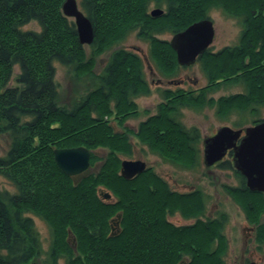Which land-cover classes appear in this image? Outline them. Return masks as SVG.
<instances>
[{
	"label": "trees",
	"instance_id": "1",
	"mask_svg": "<svg viewBox=\"0 0 264 264\" xmlns=\"http://www.w3.org/2000/svg\"><path fill=\"white\" fill-rule=\"evenodd\" d=\"M64 1L0 0V138L9 139L0 154V177L15 188L14 193L0 189V264H178L183 256L188 264H223L227 214L203 219L204 192H177L150 166L124 179L120 157L132 155L133 136L167 163L186 170L197 167L201 134L182 125L180 108L209 107L219 118L234 111L248 114V125L264 120L259 113L264 107V0H79L94 30L88 56L73 20L62 13ZM151 3L164 13L152 17ZM212 9L239 20L238 43L201 56L205 87L197 93L163 91L168 103L160 104L135 132L126 129L125 122L139 115L135 100L150 93L143 62L136 53L118 48L95 74L96 58L135 33L148 43L159 72L174 76L179 69L175 52L159 35L208 18ZM30 22L39 30H24ZM54 62L76 77L91 78L94 87L70 105L60 103ZM14 67L15 85L8 86ZM227 86L243 89L218 99L211 96ZM243 120L233 128L244 127ZM112 122L122 131H114ZM79 146L91 151L90 171L66 176L53 150ZM97 149H105L106 155L96 156ZM217 167L238 179L237 187L222 188L254 225L261 250L264 195L247 188L231 152ZM100 190L112 198L104 200ZM175 214L194 222L176 226L168 221ZM32 216L50 230L46 251Z\"/></svg>",
	"mask_w": 264,
	"mask_h": 264
},
{
	"label": "rangeland",
	"instance_id": "2",
	"mask_svg": "<svg viewBox=\"0 0 264 264\" xmlns=\"http://www.w3.org/2000/svg\"><path fill=\"white\" fill-rule=\"evenodd\" d=\"M76 1L79 7V0ZM155 8L157 7L151 3L148 10L151 11ZM208 15L214 23L215 30V36L210 46V50L216 52L225 46L236 44L241 28L239 21L234 17L226 15L220 9H212ZM23 29L38 31L39 26L36 22H30L25 25ZM172 35L173 34L165 32L159 35V38L170 40ZM88 46L89 45H84L87 56L89 55ZM118 48L132 51L141 58L143 62L144 77L151 91L149 96L139 97L135 100L138 106L139 115L136 118L127 120L124 125V127L130 131L135 132L141 121H144L150 115L156 114V107L161 101L160 90H175L176 88H182L184 90L191 89L193 90V93H197L206 85L205 76L201 72L200 66L197 63L187 68L180 69L174 76L167 77L162 75L149 57L148 43L136 37L135 33L129 34L122 43L115 45L110 50L96 58L93 69L95 74L101 72L102 68L107 63L111 52ZM54 63L55 81L58 84L60 103L70 105L83 96L87 90L94 87L92 86L93 80L91 78L84 76L76 77L71 70H68L57 62ZM17 73L18 68L14 67L13 75L8 86L15 85L13 78ZM242 89V86L222 87L211 96L214 99H218L222 96L238 94L242 92ZM259 113L264 119V107H260ZM181 114L182 116L180 120L182 125L187 129L196 127L202 138L211 136L222 126L233 128L235 126L233 123L242 119H244V126H248L247 121L252 119L248 114L241 115L235 111L230 113L227 118H219L215 115L214 109L209 107L203 109L182 108ZM112 126L114 131H122V128L117 126L115 122H112ZM130 143L132 145V155L130 157L121 156V160L143 161L146 166L152 167L155 172L164 178L169 186L177 192L183 193L193 189L202 190L206 195L203 219L214 218L217 212H224L227 214V223L225 224L223 232L226 240V250L223 257L225 264H242L244 260L254 261L259 264L264 263V250L262 252L255 251V245L252 241V228L254 225L246 220L244 212L230 195L223 191V186H238V179L234 176L232 171L221 169L216 166L207 167L203 164V160H201V163L193 170L181 169L163 161L158 155L153 154L146 145L141 144L133 136H130ZM8 145L9 139L7 137H1L0 154H3L5 150L8 149ZM93 153L96 156L104 157L106 155V150L97 149ZM88 171L90 170L88 169ZM0 189L9 193L15 192V188L2 177H0ZM101 193L104 194L106 191L100 190V194ZM32 218L39 234L42 250L46 251L51 241L50 230L44 221L33 216ZM168 220L177 226L187 225L194 222L192 219H183L179 214H175L173 217H168ZM260 222L264 223V215L261 216ZM59 264H63V262L60 261Z\"/></svg>",
	"mask_w": 264,
	"mask_h": 264
},
{
	"label": "water",
	"instance_id": "3",
	"mask_svg": "<svg viewBox=\"0 0 264 264\" xmlns=\"http://www.w3.org/2000/svg\"><path fill=\"white\" fill-rule=\"evenodd\" d=\"M62 13L73 20L79 43L90 45L94 30L87 16L79 9L77 1L65 0ZM163 13L161 9H154L150 15L159 17ZM213 38V22L204 18L174 33L169 44L176 54L177 63L189 66L198 55L204 53ZM202 146V160L207 167L221 161L228 151H232L233 167L244 177L247 188L264 195V120L240 129L222 126L212 136L203 138ZM53 155L57 167L69 177L81 175L90 167L91 151L82 146L54 149ZM145 169L146 164L141 160H122L120 175L129 180ZM103 197L109 199L110 194L106 192Z\"/></svg>",
	"mask_w": 264,
	"mask_h": 264
},
{
	"label": "flooded vegetation",
	"instance_id": "4",
	"mask_svg": "<svg viewBox=\"0 0 264 264\" xmlns=\"http://www.w3.org/2000/svg\"><path fill=\"white\" fill-rule=\"evenodd\" d=\"M155 9H161V8H155ZM152 10H154V9H152ZM151 10V11H152ZM161 10H163V9H161ZM151 11H149V14H150V12ZM164 12V11H163ZM209 19H210V17H208ZM238 20V19H237ZM212 21V20H211ZM239 21V20H238ZM213 22V21H212ZM239 24H240V22H239ZM213 26H214V23H213ZM240 27H241V25H240ZM240 32H241V28H240ZM174 35V34H173ZM172 35V36H173ZM214 36H215V30H214ZM239 37H240V34H239ZM239 37H238V41H239ZM161 40H163V41H167L168 43H169V40H164V39H161ZM213 40H214V38H213ZM238 41H237V43H238ZM213 42V41H212ZM236 43V44H237ZM212 44V43H211ZM211 44L209 45V47L204 51V53H202L201 55H198L197 56V58H196V61L193 63V64H191V65H189V66H192V65H194V64H199V66H200V70H201V72L203 73V71H202V68H201V64H200V59H201V56H203L205 53H212V54H214V53H217L218 51H220V50H222V49H220V50H218V51H216V52H214V51H212V50H210V46H211ZM236 44H234V45H236ZM170 45V44H169ZM233 46V45H232ZM171 47V46H170ZM225 47H228V46H225ZM175 56H176V54H175ZM177 61V60H176ZM178 64V63H177ZM178 66H179V69H178V71L180 70V69H183V68H187V67H189V66H186V65H179L178 64ZM177 71V72H178ZM143 75H144V72H143ZM203 75L205 76V74L203 73ZM144 79H145V77H144ZM205 79H206V76H205ZM146 81V80H145ZM147 83V82H146ZM148 85V84H147ZM206 85H207V79H206ZM205 85V86H206ZM204 86V87H205ZM148 87H149V85H148ZM149 90H150V88H149ZM170 89H163V90H160V96H161V101H160V103L157 105V107L160 105V104H162V105H164V104H167L168 103V101L169 100H165L163 97H162V93H163V91L165 92V91H169ZM176 90H183V91H189V92H192L193 90H184V89H182V88H176L175 90H170V91H176ZM150 93H151V91H150ZM150 93L148 94V95H146V96H149L150 95ZM141 97H143V96H141ZM157 107H156V110H157ZM181 109L182 108H180V113H181ZM181 116H182V114H181ZM181 116H180V119H181ZM181 121V120H180ZM182 123V122H181ZM248 126H250V125H248ZM244 127H246V126H244ZM244 127H241V128H244ZM232 128V127H231ZM233 129H240V128H233ZM216 132V131H215ZM213 135V134H212ZM211 135V136H212ZM208 137V136H207ZM205 138V137H204ZM202 140H203V138L201 137V147H200V149H201V153H202V155H203V146H202ZM229 152H231L232 153V151H228L227 152V154L225 155V157L221 160V161H223V160H225V158L228 156V154H229ZM122 161V160H121ZM221 161H219V162H217L216 164H214L213 166H211V167H214V166H216L217 167V165L221 162ZM233 164V163H232ZM121 165V164H120ZM148 166H146V168H147ZM193 170V169H192ZM226 170V169H225ZM164 179V178H163ZM246 184V183H245ZM194 190V189H193ZM188 192H190V191H188ZM181 193V192H180ZM183 193H187V192H183ZM104 200H110L111 198H112V196L110 195V198L109 199H105L104 197H102ZM168 217H173V216H168ZM118 219H119V217H118ZM169 221V220H168ZM170 222V221H169ZM170 223H172V222H170ZM113 224H114V226L116 227V225L118 224V223H115V222H113ZM173 224V223H172ZM187 225H189V224H187ZM177 226V225H176ZM183 226V225H182ZM114 228V227H113ZM252 230H253V239H252V241H253V243H254V245H255V251H257V252H262L263 250H264V247L261 249V250H258L257 249V245H256V243H255V239H254V235H255V227H253L252 228ZM189 263V258L187 257V256H183V258L179 261V263L178 264H188ZM248 263H256V264H259V263H257V262H254V261H250V260H244L243 262H242V264H248ZM223 264H225L224 262H223ZM264 264V263H263Z\"/></svg>",
	"mask_w": 264,
	"mask_h": 264
}]
</instances>
